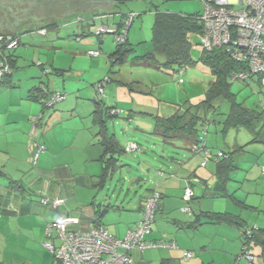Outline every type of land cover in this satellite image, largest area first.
Segmentation results:
<instances>
[{
  "label": "rangeland",
  "instance_id": "374dc122",
  "mask_svg": "<svg viewBox=\"0 0 264 264\" xmlns=\"http://www.w3.org/2000/svg\"><path fill=\"white\" fill-rule=\"evenodd\" d=\"M151 3V0H0V31L14 33L19 39V43L13 48L5 50L6 55H14L15 66L12 68L10 84L0 87V107L4 109L1 113L9 112V120L17 121L7 122L8 125L4 129L6 133L3 135L6 136L9 150L0 154V170L5 173L3 176L0 175V181L5 179L4 183L10 186L19 182L23 184L27 193L35 189L36 186L29 177H35L38 154L44 150L36 154L35 149L34 154L29 155L27 140L30 138L33 144L37 141L31 134L32 126L39 134L37 136L41 141L39 147L46 148L44 142L46 146L55 147L50 155L51 169L54 165H66L75 175L86 171L98 174L101 168L97 161L92 166H85L83 163L88 141L82 139V135L72 139L74 134H82V124H90L94 100H101L106 106L117 109V115L108 119L107 124L109 130L115 132L121 146L125 140H135L144 149L142 152L139 150L122 153L119 162L129 163L131 166L115 169L106 189L98 191L93 189L94 195L90 192L93 198L89 194L88 199H96L97 202L101 200L100 196L107 195L108 202H116V199L119 202H138L140 195H144L152 183L156 185L153 174L159 176L160 170L169 173L167 168L173 165L171 156L182 159L181 156H184L187 150L176 146L179 140L165 144L161 137L157 135L152 137L141 131L140 128L147 127L145 125L150 117L141 114L140 111L167 116L185 101L196 103L204 97L214 76L199 59L201 48L196 43H199L200 35L196 34L190 36L195 43L190 54L196 62L185 65L182 73L177 71L176 64L158 69L155 65L134 59V56L142 55L151 49V28L154 21V13L149 12L153 9ZM158 3L160 9L173 13L192 14L202 11L199 0H159ZM101 12L106 16L103 19H95L94 26L102 25L103 21V24L106 23L113 29L115 25L112 22H117L121 15L135 13L128 33V41L132 44L133 51L126 55L121 64L114 63L111 56L117 44L115 34L107 31L97 35L88 27L90 14ZM53 23L57 24L50 25ZM41 27L44 29L40 30ZM89 50H97L99 54L92 56L88 53ZM179 78H182L183 82H178ZM132 81H139L140 88L150 93L130 91L127 87ZM261 83L257 76L245 81L232 80L230 83V91L234 94L235 100L255 109L259 115L264 111V84ZM98 84H102V92H98ZM32 85L47 86L50 91L63 94L64 98L42 111L39 102L25 101ZM214 104L221 113H225L229 107L226 100L218 99ZM28 108H32L29 118L24 116ZM222 117L223 114L209 112L207 114L209 122L206 126L200 127L203 128L201 133L206 131L204 138L211 160L217 159L218 150H225L231 154L235 167L226 172V189L229 194L215 196L213 193L215 190L210 188L203 198H198L200 204L194 200L191 206L195 208L199 204L202 210L232 213L246 228L253 229L259 234L260 229H264V118L262 115L259 117L253 130L239 127L230 128L222 133L220 125L211 121L213 118L220 120ZM142 120L147 121L143 124ZM44 129H48V133L46 138L42 139L40 135ZM86 131L88 132V129ZM89 131L93 133L94 129L91 128ZM147 138L155 139L154 147L146 140ZM253 138L258 142H251ZM240 146L243 148L239 149ZM161 148L163 155L160 157ZM143 159L149 160L148 168L140 163ZM136 169L140 177L144 178L140 186L137 184L132 186ZM40 178H44L43 183H50L52 188L62 185L69 192L75 189V195L68 194L69 199L61 204L59 212L77 215L83 212V216L89 211L87 202H79V199L85 196L82 192L85 190L76 181L56 184L55 179L48 178L47 175ZM214 181L216 177L210 182L214 184ZM34 191L35 196L31 197L35 202H40V195L36 193L37 190ZM230 194L234 198L229 197ZM238 201H245L247 205ZM160 214H156L153 228L161 219ZM178 214L184 220L190 218L180 211ZM48 215V207L47 209L40 207V210L28 215L2 216L1 264H51L52 252L43 246L45 237L42 231L45 222L49 220ZM117 215V211H109L107 214L111 219ZM171 229L170 234H163L166 237L164 241L170 238L172 240L174 233L179 231L173 226ZM191 233L193 238L185 244V249L194 252L192 259H202V263L248 264L244 258L237 259L241 249V228L228 223L202 222L195 231H190ZM249 248L257 261L261 246L251 240ZM163 249L169 248L151 247L147 251ZM186 260L183 262L188 264Z\"/></svg>",
  "mask_w": 264,
  "mask_h": 264
},
{
  "label": "trees",
  "instance_id": "16d2710c",
  "mask_svg": "<svg viewBox=\"0 0 264 264\" xmlns=\"http://www.w3.org/2000/svg\"><path fill=\"white\" fill-rule=\"evenodd\" d=\"M131 14V13H129ZM128 14V15H129ZM90 22H88V27L91 30L96 32V27L94 26L95 19L105 18L104 15L100 14H90ZM128 15H121L119 20L115 23V30L111 32L116 34L121 31V29L125 26V19ZM200 12L192 13V14H181V13H173L168 11H156L154 14V21L152 24V38H151V49L142 55L134 56V59L138 62H145L147 64L155 65L158 69L164 67H170L173 64L178 65L177 71L179 69H184L185 65H191L196 62L195 59L191 57V49L195 45V43L190 39V36L193 34L200 35L202 32V25L199 20ZM57 23H53L50 25L55 26ZM110 29V27H106ZM44 28L41 27L40 30ZM90 30V32H91ZM102 32H96L99 35ZM0 36L2 37V41H0V60L6 61L9 70L5 71L4 74L0 77V87L7 86L10 84V77L12 75V68L15 66V61L13 59V54L5 53V39L7 37L17 39V43H19L18 36L14 33H3L0 31ZM198 46H200V41ZM199 59L202 63L208 67L214 79L210 84L209 88L206 90L204 97L198 100L196 103H187L184 102L181 106H178L176 110L170 115L163 116L159 114H152L147 112H141L146 116H149L153 121L152 134L161 137L162 141L165 144H172L175 140H183L185 142H192L190 150L194 153H202V151H195L193 149V145L202 146V142L204 143V148L206 147V141L204 138V134L206 131L201 133V127L203 125H207L208 118L207 114L212 112V114H223L222 119L220 120H211L212 122H216L221 127V132L224 133L226 130L230 128H239L245 127L249 130H253L256 123L259 121V117L264 118V111H261L259 115L258 112L253 108H248L243 105L241 102H237L235 100L234 94L230 91V83L232 82V76L236 71L242 70L245 68L243 63L237 62L234 59L230 58L227 53L222 48L213 49L211 51H205L203 48L200 49ZM90 51V50H89ZM88 51V52H89ZM133 51L132 44L126 39L123 42H118L111 53L114 63L121 64L126 55ZM163 59V60H160ZM184 71V70H183ZM47 73V72H46ZM255 76V75H254ZM253 77V76H251ZM108 78V77H107ZM257 80L261 83V78L257 76ZM231 81V82H230ZM183 82V81H182ZM181 83V82H180ZM262 84V83H261ZM127 85V83H126ZM141 83L139 81H132L128 84V89L130 91H135L138 93H150L149 91H143L141 88ZM53 91H50L47 86L34 85L31 87L26 97L39 102L42 105V111L45 108H50L53 106H48L46 104V100L53 94ZM226 100L229 103V107L225 113H221L216 109L214 102L216 100ZM94 110L91 112L92 123L96 127V136L99 138V143L103 148V153L101 155L102 162V170L100 174V181L98 183V187L102 188L105 183L106 177L111 176L115 169L119 166V156L122 153L127 152L125 150V146H121L118 140L115 138L114 133H111L108 128V119L113 118L117 115L114 111L116 108L113 106H106V104L101 100H94ZM130 117L127 115V118ZM201 126V127H200ZM206 130V127H205ZM200 137H202L200 139ZM251 142H258L256 138H253ZM137 146V150H139L138 144L135 142ZM243 146H240L239 149H242ZM208 150V149H207ZM209 151V150H208ZM225 154L224 157L217 158L215 161L217 163L215 173L217 175L218 180L221 183V193L222 195H228L226 192V182H227V171L235 165L232 162L231 154L227 153L225 150H222ZM203 154V153H202ZM208 157L210 158V151ZM208 158V159H209ZM0 174L3 172L0 170ZM158 192V191H157ZM159 193V192H158ZM193 195V192H192ZM160 197V193H159ZM229 197L234 198L233 195L230 194ZM184 200V199H183ZM192 200V196L188 201L184 202L186 206L189 207L188 214L191 213V207L189 206L190 201ZM41 202V201H40ZM157 201V207H158ZM237 202V201H236ZM243 203L245 206L247 205L245 201H238ZM42 203V202H41ZM43 204V203H42ZM45 206H51L49 204H43ZM183 205V206H184ZM182 207V206H181ZM180 207V210H181ZM53 209V208H51ZM54 210V209H53ZM106 211V208L98 209L95 211V216L93 219V226H100V217L103 212ZM186 212V211H183ZM63 214V213H62ZM70 215V214H65ZM77 216V215H75ZM78 217V216H77ZM79 226H80V219ZM202 222L209 223H228L230 225L237 226L241 228V249L240 254L237 257L246 259V256H252V263L248 264H257L260 259L264 258V229H260L261 233H256L253 229H248L241 222V220L236 219V215L229 212H208V211H199L195 214L194 221H191L188 225L190 227H196L200 225ZM47 223V222H46ZM45 223V224H46ZM44 224V228H45ZM103 227V226H102ZM43 228V234H44ZM254 240L261 246V251L257 257V261L255 260V256L250 252L249 242ZM130 263V262H128ZM1 264V263H0ZM51 264H61L56 261L52 255ZM156 264H181L174 258L165 257L161 258ZM203 264H214L212 262H207Z\"/></svg>",
  "mask_w": 264,
  "mask_h": 264
},
{
  "label": "crops",
  "instance_id": "0c3cea01",
  "mask_svg": "<svg viewBox=\"0 0 264 264\" xmlns=\"http://www.w3.org/2000/svg\"><path fill=\"white\" fill-rule=\"evenodd\" d=\"M158 1L159 0H155L156 3L154 4V0H151L153 9L149 10V12L155 14L156 11H163V9H160L161 2L158 3ZM232 2H234V0H232ZM236 5L238 4H234V6ZM117 13H114V14L116 15ZM94 14H98V13H94ZM132 14H134L135 16L134 12H132ZM100 15L106 16L104 12H101ZM112 23L115 25L116 21H113ZM100 26L107 27L106 23L103 24V21H102V25ZM115 27L114 29L110 27V30H115ZM130 27H131V22L125 33V37L127 40H128V33L130 30ZM33 86L34 85H32V87ZM150 91L152 92V90ZM25 101L33 102V100L27 97L25 98ZM31 110L32 108H28L24 116L29 118ZM114 111L118 113L117 109H115ZM1 112H4V109L0 107V154H4V151L7 152L9 150L6 144V141H7L6 136L3 135L6 133L4 129L8 125L7 122L16 123L17 121L15 119L9 120L10 118L8 117L9 112L4 113V114ZM140 112H146V111H140ZM147 113H150V112L147 111ZM155 114H159V113H155ZM150 119L151 118H149V120ZM149 120L148 121L142 120L143 124L145 123V121H147L148 123L145 125L147 126L146 128L142 127L140 129L143 133L150 134L152 137H154L153 134L151 133L152 128H153V121L152 119L151 121ZM90 124L89 123L86 125L82 124V128H81L83 130L82 134L80 133L76 135L74 134L72 139L78 137L79 135H82V139H85L88 141L87 142L88 147L86 149L85 155L83 156L85 157V159L83 160V163L85 164V166L86 165L92 166L93 163L97 161L102 170V162L100 158L103 153V148L101 144L99 143L98 136H96V127L92 123L91 115H90ZM34 128L35 127L32 126L31 134L37 139V141H35V144H33L30 138L27 140L28 152L30 156L34 154L35 149L39 147L38 144L41 142L37 138L39 134L34 131ZM91 128L94 129L93 133L89 131ZM87 129H88V132L86 131ZM109 131L111 132V130ZM47 133H48V129L42 130L41 135H40L42 136V139L46 138ZM111 133H114L115 138L117 139V136L113 130ZM48 140H50V138ZM146 140L153 147L155 146L154 145L155 139L147 138ZM135 142H136L135 140H125L122 146L124 147L129 143H135ZM191 143L192 142L190 141L185 142L183 140H179L176 146L184 149L185 151L187 150V152L184 153L185 154L184 156H181L182 159H177V157L171 156L170 159L172 160L173 165L167 168V170H169V173H165L162 170L160 171L158 170L159 176H155V174H153L154 178L156 179V185L155 183H152L150 187L146 189V191L144 192V195L143 194L140 195V199L138 202H119L117 199H116V202H108L106 198L107 195L105 197L100 196L99 199L101 200L96 202V199H88L90 195H91V198H93L94 194L92 190L95 189L96 191H98V190L106 189L107 182L110 179H112L113 174L111 176L106 177L105 183L103 184L102 188H100L98 187V183L100 181L101 170L98 174L92 171H86V172L78 173L77 175H75L74 173L70 171V169L66 165H58V166L54 165V168L51 169L49 165L50 160H51L50 155L51 153H53L52 150H55V147H53L52 145L46 146V143L44 142L43 145L46 148H43L42 150L44 151L43 152L40 151L41 153L38 154V159H37V164H36L37 167L35 168L36 172L32 169L34 171L35 177L34 178L29 177L30 181L34 182L36 186L35 189H32L30 193H27L26 190L23 188V184H20L19 182L17 185L10 186L4 183L5 179H2L0 181V222H1L2 216L17 217L18 215H28V214H31L32 212H36L40 210V207H42L43 209H47L48 207L49 220H47L46 222L53 220L58 213H61L59 212V208L62 207L61 205L58 207L57 210H53L49 206L43 205L41 202H35L33 198L31 197L32 195L35 196L34 190H37L36 193L39 194L41 198L43 197L58 198V199H61L63 203H65L68 201L70 194L75 195V192H76L75 189L74 191L69 192L68 190H65L62 185L59 186L61 188L59 187L52 188L49 182H48L49 184L43 183L45 179L44 178L41 179L40 177L43 175H47L48 178L51 177L52 179H55L56 184L76 181L77 184H79L85 190V191H82L83 194H85V196L83 195L82 199H79V202H87L89 211H87V213H85L83 216H82L83 212H81V214L77 212L78 215L70 214L66 212L63 214L77 215L80 219V227L82 229H88L94 225L93 219L95 216V211L98 209H103L105 207L106 211L103 212L102 216L100 217V221H99L100 226H103L111 235L115 237H123L126 234V232L129 229H131L134 226V224L139 220L140 213H141L142 208L144 207L146 198L150 196L151 192L158 191L160 193V197H159L158 207L156 209V214L161 213L160 214L161 219L157 221L156 227L153 228L154 225L152 224L153 226L151 227V231L146 236V242L148 244H151L157 241H164L166 237L163 234H167V233L170 234L171 233L170 231H172L171 226H173L176 230H179V231H176L174 233V237L172 240L170 238L168 241H164V242H174L177 245V248L175 249L169 248L170 250L169 249L157 250L154 252L147 251L148 248H151L153 246L146 247L145 249L141 251L138 249H133L131 251L132 261L130 263H125V264H156L161 258H165V257L174 258L177 261H179L181 264H185L183 261L186 260V258H183L182 250H187L185 249L186 247L185 244H188L191 238H193V234L192 233L190 234V231H195L198 227V225L196 227H190L188 224L191 223V221H194L195 214L199 212L200 210L212 212L206 209L202 210L201 205H199L200 201H197L198 198L200 197L203 198V196H205L206 192L210 188L215 190L213 192L215 196L222 195L220 194L222 191L221 183L218 180L217 175L215 173L216 165H217L216 161L215 160L213 161L208 157L209 159L203 164L204 155L202 153L191 152L190 150ZM137 144L139 148H141L139 149L140 152H142L144 147L140 146L139 143ZM96 145H98L97 146L98 148H96ZM161 149H162L161 150L162 153L160 154V157L163 155V148ZM139 150H134V151H139ZM128 152H132V151H128ZM128 152H125V153H128ZM154 153L156 154L157 152L154 151ZM152 159H154V157ZM141 161L142 162L140 163H143V165L146 168H148L149 163H150L149 160L147 161V159H143ZM130 166L131 165L129 163L119 162V166L117 167V169L118 168L122 169V167L129 168ZM29 169H27L28 174H30ZM136 170H137V173L132 178V186H135V184H137V186L138 185L140 186V183H142L144 180V178H141L140 174H138V169ZM4 174L5 173L0 174V175L3 176ZM214 177H216V181H214L215 183L212 184L210 181ZM12 181H14V179H12ZM148 182H150L149 177H148ZM185 187H190V189L193 192L192 200L190 201V204H189V206L191 207L190 214L180 210V207L186 204L183 200V193H184ZM225 188H226V185H225ZM90 192H92L93 195L90 194ZM226 192L228 193L227 189H226ZM222 196H225V195H222ZM41 198H40V201H41ZM194 200L199 202V204L196 205L195 208L191 206ZM175 209L180 211L182 214H187L190 218L185 219V220L184 218L182 219V217H180V215L178 214V211H176ZM109 211H117L118 215L115 216L114 219H111L109 216H107ZM191 217H193V219H191ZM44 220H45V217H44ZM43 228H42V231H43ZM167 229L169 231H167ZM193 255H194V252H193ZM186 261L188 262V264H196L194 262H200V264H203L202 259L198 260L197 258H195L194 260L192 259V256L188 258V260Z\"/></svg>",
  "mask_w": 264,
  "mask_h": 264
},
{
  "label": "built area",
  "instance_id": "2783aa9c",
  "mask_svg": "<svg viewBox=\"0 0 264 264\" xmlns=\"http://www.w3.org/2000/svg\"><path fill=\"white\" fill-rule=\"evenodd\" d=\"M202 11L199 20L202 25L200 46L205 51L222 48L227 55L237 62L243 63L245 68L236 71L232 79L248 80L251 76H259L264 84V0H199ZM238 4V7H234ZM134 14H129L125 19V26L115 34V40L123 42L126 30L133 19ZM112 31L106 26L96 27V32ZM0 41L2 37L0 36ZM17 39L7 37L5 48H13ZM92 56L99 54L97 50L88 52ZM9 67L4 60H0V77ZM184 69H179L182 73ZM182 78L178 82H182ZM98 92H102V84L97 85ZM64 98V95L54 92L46 104L51 106ZM202 137H200L201 139ZM202 146L193 145L195 151H202L203 164L208 160L209 151ZM43 149L37 148L36 154ZM125 150H137L135 143H129ZM222 150H218L216 157H224ZM192 196L190 187H185L183 199L188 201ZM159 193L151 192L146 198L141 210L139 220L129 229L123 237L111 235L104 227L94 226L82 229L79 226L78 217L58 213L53 220L48 221L44 228L45 241L43 246L52 252L56 261L61 264H125L132 261L133 249L143 250L146 247L177 248L174 242L157 241L151 244L146 242V236L150 233L155 220ZM43 204H49L57 210L63 203L58 198H41ZM182 211L189 212V207L184 205ZM192 252L184 250L183 258L192 256ZM252 263V256H246ZM257 264H264V258Z\"/></svg>",
  "mask_w": 264,
  "mask_h": 264
}]
</instances>
